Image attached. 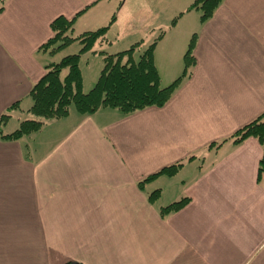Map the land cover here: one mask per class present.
<instances>
[{
    "label": "crops",
    "instance_id": "0c3cea01",
    "mask_svg": "<svg viewBox=\"0 0 264 264\" xmlns=\"http://www.w3.org/2000/svg\"><path fill=\"white\" fill-rule=\"evenodd\" d=\"M193 1L176 9L172 30ZM113 3L121 0H6L0 116L9 115L4 125L11 129L1 127L3 134L25 120L29 91L54 58L40 51L52 37L50 24L83 11L74 24L84 17L80 25L90 32L111 22L97 45L112 47ZM191 23L178 48L183 60L194 38V62L186 67L183 60L178 76L168 66L166 85L155 53L167 34L156 40L160 85L181 78L163 107L130 115L70 111L38 133L0 139V237L14 238L2 242V252H16L4 264H264L262 149L254 138L239 145L230 139L264 113V0H224L208 20ZM176 163L175 175L138 186ZM181 198L189 202L179 211L159 214Z\"/></svg>",
    "mask_w": 264,
    "mask_h": 264
},
{
    "label": "trees",
    "instance_id": "16d2710c",
    "mask_svg": "<svg viewBox=\"0 0 264 264\" xmlns=\"http://www.w3.org/2000/svg\"><path fill=\"white\" fill-rule=\"evenodd\" d=\"M223 1L194 0L186 11H199L200 20L204 22L212 17ZM5 3L6 0H0V14L4 10ZM82 12L71 19L59 16L50 24L52 37L41 46L40 51L54 57L74 42L79 43L80 49L76 54L64 56L59 61L50 60L44 66L43 76L32 86L28 94L31 106L27 112L33 118L21 121L13 132L3 134L1 127L6 123L9 115L0 116L1 140L18 141L38 132L47 121L67 117L71 106L81 116L91 115L99 109H115L122 115H130L149 107L160 108L168 102L178 88L181 78L165 87L160 85V78L153 60L156 43L154 41L143 51H138L139 43L115 54L100 51L99 54L103 61L102 68L93 87L84 92L80 69L81 57L92 52L95 45H100L104 41L111 22L107 26L72 37L75 20ZM193 46L194 38L190 40L183 56L186 67L194 62L191 55ZM138 52L141 53L137 55ZM248 138L256 139L262 149V157L258 166L259 175L264 171V113L238 129L230 137L235 145L243 143ZM181 166L180 163H176L164 167L139 182L138 186L142 188L144 183L160 175L171 177ZM158 197L159 190H155L148 195V201L154 203ZM188 202V198H181L177 202L159 208V214L164 216L177 212ZM65 264L80 263L67 262Z\"/></svg>",
    "mask_w": 264,
    "mask_h": 264
},
{
    "label": "rangeland",
    "instance_id": "374dc122",
    "mask_svg": "<svg viewBox=\"0 0 264 264\" xmlns=\"http://www.w3.org/2000/svg\"><path fill=\"white\" fill-rule=\"evenodd\" d=\"M174 1L175 0H164L163 2L162 0H121V4L113 3L116 8L114 13L116 16V27H114V29L117 31L116 35L118 36V39L117 41L113 40L112 47H109V45L102 47L96 45L92 49L94 53L93 51L88 52L81 57L80 69L83 78V91L87 92L93 87L100 73L103 61L102 56L98 53L99 51L115 54L129 49L132 45L137 43H139L138 51H143L149 46V44L156 41L159 36L164 34H167V36L163 40V43L159 45V48L155 53L156 67L161 75L162 85H166L165 83L170 81L167 78L168 66L177 69V76L181 75L184 66L182 55L185 49L180 51L178 45L186 39V35L192 26V20H196L197 17H200L201 13L197 10H192L189 15H185L182 21L178 23L177 29L172 30L170 26L173 23V20L176 22L180 17V14L177 13L178 10L176 11V9H184L187 0H179L178 3ZM132 14L134 15V18H131ZM80 20L81 23L78 21L73 26L72 37H76L86 31L84 30L85 28L80 25L85 18L83 17ZM79 49V43L74 42L54 56L51 61H59L64 56L76 54ZM139 53L141 52H138L137 55ZM70 111V115L73 116L75 113L73 106L70 107ZM17 114L18 113L12 118L18 116ZM20 117L21 119L33 118L30 114H24V112H22V116ZM14 123H16V121L10 122V125ZM3 129L9 131L11 128L9 125H3ZM27 142H29V140H27ZM11 239L14 238L0 237V264L16 259V252L14 254L2 252V246H4L2 242L8 243ZM17 254L22 259L27 260L28 254L26 255L21 252H18ZM19 259L20 258H18V260Z\"/></svg>",
    "mask_w": 264,
    "mask_h": 264
}]
</instances>
